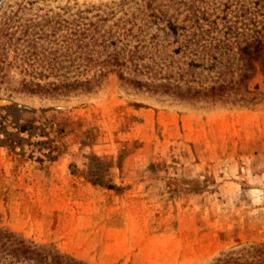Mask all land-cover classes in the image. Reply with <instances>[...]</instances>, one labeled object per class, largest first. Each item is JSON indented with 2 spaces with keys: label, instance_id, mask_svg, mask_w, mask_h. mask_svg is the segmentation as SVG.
<instances>
[{
  "label": "rangeland",
  "instance_id": "1",
  "mask_svg": "<svg viewBox=\"0 0 264 264\" xmlns=\"http://www.w3.org/2000/svg\"><path fill=\"white\" fill-rule=\"evenodd\" d=\"M82 5L136 23L131 45L169 84L205 82L219 54L202 45L264 22V0H0V228L87 264H212L264 244V78L204 99L115 74L75 88L93 71L38 29Z\"/></svg>",
  "mask_w": 264,
  "mask_h": 264
},
{
  "label": "trees",
  "instance_id": "2",
  "mask_svg": "<svg viewBox=\"0 0 264 264\" xmlns=\"http://www.w3.org/2000/svg\"><path fill=\"white\" fill-rule=\"evenodd\" d=\"M255 13L251 12L252 15ZM108 14L100 7L82 5L69 19H47L38 29L44 37L60 38L62 43L69 41L67 43L75 48V52H79L76 59L78 66L83 65L93 71L91 77H84L83 80L75 78L71 83L75 88H90L93 82L115 74L121 81L147 91L162 90L165 94L171 91L179 98L204 99L222 98L233 93L250 94L249 84L254 76L260 74L264 78L263 21L251 20L250 25L232 26L230 30L236 34L233 39L215 40L211 47L202 45V48L214 49L219 54L217 71L205 82L182 81L183 73H177L176 80L169 84L165 78L159 82L150 79L149 74L156 65L153 57L147 56L150 51L143 40L131 45L132 39L136 38L134 32H139L140 27L136 23L127 27L130 22L104 25L109 21ZM61 47H64L63 44ZM194 82L198 83L197 87L190 85ZM0 264L87 263L45 245L30 243L20 235L0 228ZM212 264H264V244L226 253Z\"/></svg>",
  "mask_w": 264,
  "mask_h": 264
}]
</instances>
